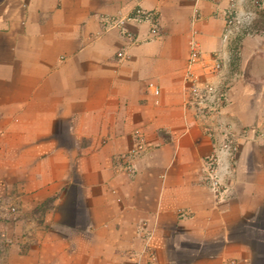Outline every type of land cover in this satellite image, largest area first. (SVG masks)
I'll list each match as a JSON object with an SVG mask.
<instances>
[{
  "label": "crops",
  "instance_id": "1",
  "mask_svg": "<svg viewBox=\"0 0 264 264\" xmlns=\"http://www.w3.org/2000/svg\"><path fill=\"white\" fill-rule=\"evenodd\" d=\"M262 10L0 0V264H264ZM207 83L225 98L202 111Z\"/></svg>",
  "mask_w": 264,
  "mask_h": 264
},
{
  "label": "built area",
  "instance_id": "2",
  "mask_svg": "<svg viewBox=\"0 0 264 264\" xmlns=\"http://www.w3.org/2000/svg\"><path fill=\"white\" fill-rule=\"evenodd\" d=\"M230 1L232 2V5L234 6V0H230ZM255 4L257 6H259L260 9L262 8L263 9L262 11L264 12V0H255ZM226 18L228 21V27H227L226 33L224 35V41L225 42L229 38V34H230V29H229L230 27L229 26L234 25V24L240 25L242 23L241 20H238L235 17H233L232 13H230V11L227 13ZM137 20H140V19H137ZM146 21H149V23L152 24L151 25L152 28L150 31V37L148 39H150V38L154 39V38L158 37L160 35L158 25L152 19L146 18ZM106 22H107L106 23L107 26H108V24H111V25L115 24V26L117 25V27H119V28L122 27L123 23H124L121 20H118L117 18L115 20L111 19L110 21L106 20ZM140 22H141V20L139 21V23ZM125 36L128 39H133V35L130 33H125ZM191 47H192L191 59L193 61H195L200 57V53L197 50V48L195 47V45H193V43L191 44ZM117 58L120 60L125 59L126 58L125 52L124 51L118 52ZM214 68H215V70H219V68H220V64L218 62L217 57L215 58ZM191 91L193 94V98L195 99L194 104H196L197 107L202 109V111H205L204 110L205 106L210 99L223 101V99L225 98L224 95L217 96L216 88L210 83L205 84L203 86V88H199L197 86H194V87H192ZM156 94L158 95L159 92L156 91ZM224 135L226 137V140H225V142L222 143L221 149L228 154V156L231 160H235L239 151H240V148H239V146L235 145L232 141H230L231 140L230 135L228 134L227 130H225ZM143 151H144V146L142 144H140V142H137V141L134 142V146L128 152V154L126 156V160L134 158V156L139 155ZM216 159L217 158H215L213 161H211V163L208 165V168L203 173V178H204V181L207 184H209L211 189L216 194H218L219 189L221 188L222 184L219 181L218 161ZM149 255H150L151 259H154L152 252H150Z\"/></svg>",
  "mask_w": 264,
  "mask_h": 264
},
{
  "label": "rangeland",
  "instance_id": "3",
  "mask_svg": "<svg viewBox=\"0 0 264 264\" xmlns=\"http://www.w3.org/2000/svg\"><path fill=\"white\" fill-rule=\"evenodd\" d=\"M12 213V212H11Z\"/></svg>",
  "mask_w": 264,
  "mask_h": 264
}]
</instances>
